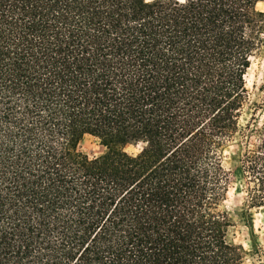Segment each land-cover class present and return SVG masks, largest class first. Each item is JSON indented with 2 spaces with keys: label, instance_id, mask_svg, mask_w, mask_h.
Instances as JSON below:
<instances>
[{
  "label": "trees",
  "instance_id": "obj_1",
  "mask_svg": "<svg viewBox=\"0 0 264 264\" xmlns=\"http://www.w3.org/2000/svg\"><path fill=\"white\" fill-rule=\"evenodd\" d=\"M262 1L0 0V264H264Z\"/></svg>",
  "mask_w": 264,
  "mask_h": 264
},
{
  "label": "rangeland",
  "instance_id": "obj_2",
  "mask_svg": "<svg viewBox=\"0 0 264 264\" xmlns=\"http://www.w3.org/2000/svg\"><path fill=\"white\" fill-rule=\"evenodd\" d=\"M258 7L264 10V1ZM247 88L250 91V98L256 99L261 96L259 88L264 85V49L258 55L252 56L250 66L245 74ZM80 149L88 156L94 157L104 152L105 147L92 136H85L80 143ZM129 151L137 150V146H129ZM234 147H229L224 152V166L231 170L232 181L227 192L226 204L229 208H236L242 205L243 193L239 191L242 180L240 169L233 158ZM255 234V239L264 248V211L253 210L252 222L248 227L239 226L236 231V241L243 243L245 248H249L251 234ZM251 260H247L250 264Z\"/></svg>",
  "mask_w": 264,
  "mask_h": 264
},
{
  "label": "snow or ice",
  "instance_id": "obj_3",
  "mask_svg": "<svg viewBox=\"0 0 264 264\" xmlns=\"http://www.w3.org/2000/svg\"><path fill=\"white\" fill-rule=\"evenodd\" d=\"M181 2H183V0H181Z\"/></svg>",
  "mask_w": 264,
  "mask_h": 264
}]
</instances>
